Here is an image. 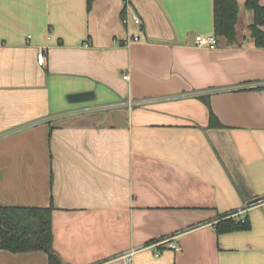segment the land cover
<instances>
[{
    "label": "crops",
    "instance_id": "obj_1",
    "mask_svg": "<svg viewBox=\"0 0 264 264\" xmlns=\"http://www.w3.org/2000/svg\"><path fill=\"white\" fill-rule=\"evenodd\" d=\"M236 1L229 43L214 0H0V207L51 208L64 264H264V47Z\"/></svg>",
    "mask_w": 264,
    "mask_h": 264
},
{
    "label": "trees",
    "instance_id": "obj_2",
    "mask_svg": "<svg viewBox=\"0 0 264 264\" xmlns=\"http://www.w3.org/2000/svg\"><path fill=\"white\" fill-rule=\"evenodd\" d=\"M93 0H87L90 5ZM245 7L253 11L249 29L255 45L264 47V6L259 0H246ZM238 3L236 0H214L215 35L232 43L236 37ZM219 231L247 230L246 218L233 221L230 217L217 224ZM51 208L0 207V249L11 252L41 250L47 253L49 264H64L53 250Z\"/></svg>",
    "mask_w": 264,
    "mask_h": 264
},
{
    "label": "built area",
    "instance_id": "obj_3",
    "mask_svg": "<svg viewBox=\"0 0 264 264\" xmlns=\"http://www.w3.org/2000/svg\"><path fill=\"white\" fill-rule=\"evenodd\" d=\"M132 19L135 23H137V24L140 23V18L138 17L137 14H133ZM127 22H128L127 18L123 19V23H127ZM126 41H128V40H126ZM195 42H196L197 47L206 48V49H214L217 46V38L215 35H207V36L197 35L195 38ZM37 59H38L39 63L44 62V53L42 50H40L38 52ZM123 78L127 79L128 75H124ZM162 242L166 243L169 248H171L175 251L180 250V245L177 243V241H175L172 238H167V239L163 240ZM155 254L157 256L159 254V251H157ZM125 263L131 264L130 257H128V256L125 257Z\"/></svg>",
    "mask_w": 264,
    "mask_h": 264
},
{
    "label": "water",
    "instance_id": "obj_4",
    "mask_svg": "<svg viewBox=\"0 0 264 264\" xmlns=\"http://www.w3.org/2000/svg\"><path fill=\"white\" fill-rule=\"evenodd\" d=\"M94 98H95V92L93 90L70 93L67 95V100L69 102H84V101L93 100Z\"/></svg>",
    "mask_w": 264,
    "mask_h": 264
}]
</instances>
